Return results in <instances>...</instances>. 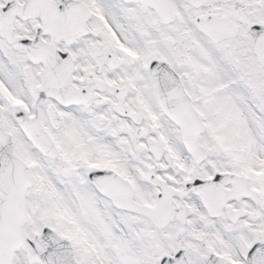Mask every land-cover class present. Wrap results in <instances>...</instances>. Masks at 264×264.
Masks as SVG:
<instances>
[{
    "label": "snow or ice",
    "instance_id": "1",
    "mask_svg": "<svg viewBox=\"0 0 264 264\" xmlns=\"http://www.w3.org/2000/svg\"><path fill=\"white\" fill-rule=\"evenodd\" d=\"M0 264H264V0H0Z\"/></svg>",
    "mask_w": 264,
    "mask_h": 264
}]
</instances>
